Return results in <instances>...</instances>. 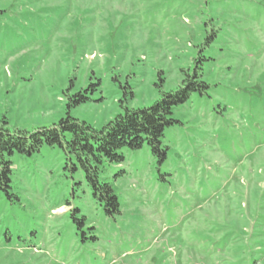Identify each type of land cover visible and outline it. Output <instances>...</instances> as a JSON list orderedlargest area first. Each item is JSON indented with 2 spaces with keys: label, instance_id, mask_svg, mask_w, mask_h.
Listing matches in <instances>:
<instances>
[{
  "label": "rangeland",
  "instance_id": "rangeland-1",
  "mask_svg": "<svg viewBox=\"0 0 264 264\" xmlns=\"http://www.w3.org/2000/svg\"><path fill=\"white\" fill-rule=\"evenodd\" d=\"M201 55L209 88L175 107L166 158L145 142L105 162L118 214L58 145L9 157L0 264H264V0H0V126L69 112L100 130ZM79 91L90 100L68 108Z\"/></svg>",
  "mask_w": 264,
  "mask_h": 264
},
{
  "label": "trees",
  "instance_id": "trees-1",
  "mask_svg": "<svg viewBox=\"0 0 264 264\" xmlns=\"http://www.w3.org/2000/svg\"><path fill=\"white\" fill-rule=\"evenodd\" d=\"M205 60L201 55L196 59L192 73L187 72L182 84L170 91H164L162 97L150 106L140 108L126 107L102 129L97 130L84 120L67 115L50 127H40L34 131H10L0 126V183L1 188L11 196L12 162L9 159L15 152L31 155L43 145H58L66 155L67 167L72 171L81 168L94 197L104 207L109 216L120 212V203L114 185L100 177L105 162L124 161L123 148L138 149L145 142L160 161L166 158L167 147L162 137L166 127L174 124V109L186 102L193 92L204 94L209 84L201 79L199 64ZM90 100L88 92H77L69 96L68 108ZM76 212L78 209L75 210ZM79 227L85 217H75ZM95 239L94 236H92ZM85 239V236H83Z\"/></svg>",
  "mask_w": 264,
  "mask_h": 264
}]
</instances>
